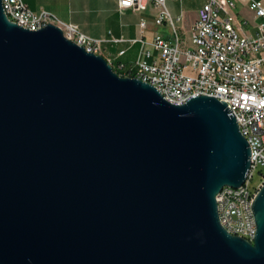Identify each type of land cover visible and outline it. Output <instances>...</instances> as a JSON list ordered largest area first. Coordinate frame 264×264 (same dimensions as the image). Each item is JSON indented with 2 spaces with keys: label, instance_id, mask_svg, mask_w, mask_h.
Listing matches in <instances>:
<instances>
[{
  "label": "water",
  "instance_id": "water-1",
  "mask_svg": "<svg viewBox=\"0 0 264 264\" xmlns=\"http://www.w3.org/2000/svg\"><path fill=\"white\" fill-rule=\"evenodd\" d=\"M251 149L227 104L167 101L48 24L0 0V264H264L220 223Z\"/></svg>",
  "mask_w": 264,
  "mask_h": 264
},
{
  "label": "built area",
  "instance_id": "built-area-1",
  "mask_svg": "<svg viewBox=\"0 0 264 264\" xmlns=\"http://www.w3.org/2000/svg\"><path fill=\"white\" fill-rule=\"evenodd\" d=\"M247 1L260 18L253 33L238 23L234 0H208L198 10L187 44L167 8L168 0H118L121 12L156 9V23L167 27L149 39L145 36L147 20L142 18L139 36L130 40L90 37L78 25L62 21L48 10L33 11L26 0H2V5L17 25L29 30L56 25L66 38L103 57L107 41L138 42L135 70L123 72L124 76L153 85L172 104L182 105L200 95L225 102L249 143L251 165L241 186H224L216 195L219 219L230 234L254 243L258 228L253 203L264 184V1ZM105 58L113 68H124V64L115 65L110 57ZM257 172L263 180L253 188L251 181Z\"/></svg>",
  "mask_w": 264,
  "mask_h": 264
},
{
  "label": "crops",
  "instance_id": "crops-1",
  "mask_svg": "<svg viewBox=\"0 0 264 264\" xmlns=\"http://www.w3.org/2000/svg\"><path fill=\"white\" fill-rule=\"evenodd\" d=\"M169 1L172 0H168L167 2L168 9ZM26 2L33 11L48 10L56 14L62 21L78 25L83 33L96 39L109 40L112 37H123L126 40L135 39L140 34L139 25L142 18L147 20V28L145 29V36L147 38L152 39L159 31H167V27L156 23V9L149 8L144 13L130 10L121 12L118 0H26ZM206 2L208 0H205L199 9ZM169 11L172 15L170 9ZM172 17L174 18L173 15ZM197 17L198 11L190 14L185 11L179 13L174 20L176 24V20L182 21L183 18H187V21L181 28L189 29L191 32V28ZM242 17L244 22L240 23L237 18L238 23L245 31L253 33L257 24L255 20H260V18H257L250 8H246L242 13ZM245 24L251 25V28H247ZM181 28H178L179 31ZM103 50L104 56L110 57L115 65L124 64L122 70L125 72L135 70V61L140 50L138 42L133 44L129 41L118 43L107 41L103 45ZM123 50L125 52L120 54Z\"/></svg>",
  "mask_w": 264,
  "mask_h": 264
},
{
  "label": "rangeland",
  "instance_id": "rangeland-1",
  "mask_svg": "<svg viewBox=\"0 0 264 264\" xmlns=\"http://www.w3.org/2000/svg\"><path fill=\"white\" fill-rule=\"evenodd\" d=\"M236 3L235 8L233 9V13L236 14L238 20L240 23L244 22V19L242 17V13L246 10V8H249V4L245 0H234ZM264 1V0H263ZM205 2V0H172L169 1V9L172 12V15L176 19V16L181 13V12H189L190 13H195L196 11L199 10V7ZM121 16V15H120ZM187 21V18H183L182 21H177L176 20V25L177 27L181 28V26H184V23ZM259 19L255 20V23H259ZM247 28H251V25L245 24ZM180 34L183 38V41L185 44L188 43V38L190 35L189 29H180ZM263 178L259 172H257L254 176V178L251 181V186L253 188L258 187L260 183L262 182Z\"/></svg>",
  "mask_w": 264,
  "mask_h": 264
},
{
  "label": "trees",
  "instance_id": "trees-1",
  "mask_svg": "<svg viewBox=\"0 0 264 264\" xmlns=\"http://www.w3.org/2000/svg\"><path fill=\"white\" fill-rule=\"evenodd\" d=\"M114 70H115L119 75L124 76V74H123V72H125L124 70H118V69H116V68H114ZM128 72H130V71H128Z\"/></svg>",
  "mask_w": 264,
  "mask_h": 264
}]
</instances>
